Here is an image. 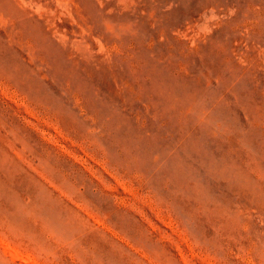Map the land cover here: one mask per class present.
<instances>
[{
  "label": "rangeland",
  "instance_id": "374dc122",
  "mask_svg": "<svg viewBox=\"0 0 264 264\" xmlns=\"http://www.w3.org/2000/svg\"><path fill=\"white\" fill-rule=\"evenodd\" d=\"M0 264H264V0H0Z\"/></svg>",
  "mask_w": 264,
  "mask_h": 264
},
{
  "label": "bare ground",
  "instance_id": "6f19581e",
  "mask_svg": "<svg viewBox=\"0 0 264 264\" xmlns=\"http://www.w3.org/2000/svg\"><path fill=\"white\" fill-rule=\"evenodd\" d=\"M14 254H15V253H14ZM14 254H13V255H14ZM17 257H18V256H17Z\"/></svg>",
  "mask_w": 264,
  "mask_h": 264
}]
</instances>
